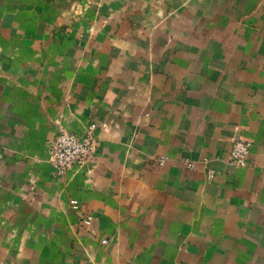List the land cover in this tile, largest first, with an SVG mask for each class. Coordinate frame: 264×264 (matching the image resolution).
<instances>
[{"label":"crops","instance_id":"1","mask_svg":"<svg viewBox=\"0 0 264 264\" xmlns=\"http://www.w3.org/2000/svg\"><path fill=\"white\" fill-rule=\"evenodd\" d=\"M0 264H264V0H0Z\"/></svg>","mask_w":264,"mask_h":264},{"label":"built area","instance_id":"2","mask_svg":"<svg viewBox=\"0 0 264 264\" xmlns=\"http://www.w3.org/2000/svg\"><path fill=\"white\" fill-rule=\"evenodd\" d=\"M101 126L95 122L89 124L84 134L60 128L49 141V158L59 176L66 175L75 167H82L96 154L99 144L95 132ZM251 144L237 138L230 151V160L237 165H247ZM210 176L214 175L211 171Z\"/></svg>","mask_w":264,"mask_h":264}]
</instances>
